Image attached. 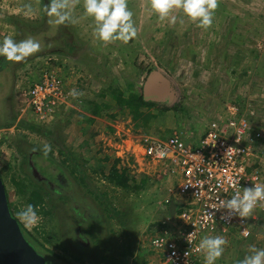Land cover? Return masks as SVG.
<instances>
[{"label":"rangeland","instance_id":"374dc122","mask_svg":"<svg viewBox=\"0 0 264 264\" xmlns=\"http://www.w3.org/2000/svg\"><path fill=\"white\" fill-rule=\"evenodd\" d=\"M84 2L68 0L70 17L58 27L55 17L47 21L49 0H0V45L5 38L39 43L37 51L0 65V83L11 81L7 89L0 84V170L11 207L49 264H163L150 239L168 220L166 199L176 189L164 166L144 155L147 139L196 137L219 116L237 120L246 125L254 166L264 176V0H217L208 27L182 8L161 20L151 0H126L136 35L107 43L95 35ZM46 28L54 36L30 33ZM66 43L75 48L71 54L58 51ZM43 66L78 91L67 90L55 115L38 121L24 111L23 90ZM157 68L177 88L167 111L131 97ZM116 170L129 188L110 180ZM131 174L138 184L145 179L139 191L131 190ZM28 184L45 192L31 226L18 216L28 205L20 188ZM221 237L227 243L215 264H238L250 247L264 249V215L250 237Z\"/></svg>","mask_w":264,"mask_h":264},{"label":"built area","instance_id":"2783aa9c","mask_svg":"<svg viewBox=\"0 0 264 264\" xmlns=\"http://www.w3.org/2000/svg\"><path fill=\"white\" fill-rule=\"evenodd\" d=\"M66 85L58 70L45 67L23 90L24 111L29 110L38 121L52 118L70 94ZM249 139L246 125L241 127L239 121L222 116L208 122L196 137L175 133L164 139H147L144 155L164 166L165 174L174 178L170 189H176L170 193L177 203L175 216L164 220L163 228L150 239L164 264H204L198 246L205 236L252 235V226L264 215V201L247 217L224 206L237 191L264 184L263 174L254 166Z\"/></svg>","mask_w":264,"mask_h":264},{"label":"clouds","instance_id":"9594fccd","mask_svg":"<svg viewBox=\"0 0 264 264\" xmlns=\"http://www.w3.org/2000/svg\"><path fill=\"white\" fill-rule=\"evenodd\" d=\"M151 9L163 20L173 8H182L193 21L199 20V24L208 27L212 23L213 10L217 7V0H151ZM68 0H51L48 15L55 17V23H63L70 17ZM85 14L93 17L96 23L95 35L105 43L120 39L127 42L136 35V29L132 22V12L128 10L126 0H85ZM175 18L173 17V20ZM39 49V43L29 39L16 44L11 38H5L0 45V55L9 60H20ZM264 201V184H255L245 187L243 193L237 191L235 195L224 204L231 212L239 217H247L251 214L258 202ZM19 218L28 226L37 222V212L34 205H27L18 213ZM245 236L248 233H243ZM191 241V236L188 237ZM227 241L221 236H205L201 239L198 250L204 253V264H215L221 257ZM250 254L246 255L238 264H264V249L250 247Z\"/></svg>","mask_w":264,"mask_h":264},{"label":"water","instance_id":"95a60500","mask_svg":"<svg viewBox=\"0 0 264 264\" xmlns=\"http://www.w3.org/2000/svg\"><path fill=\"white\" fill-rule=\"evenodd\" d=\"M6 57L1 56L0 60ZM160 81V83H158ZM147 94H176L175 82L162 69L157 68L144 84ZM171 216L175 215L176 205L172 201ZM0 264H49L44 255L26 238L20 220L13 215L7 187L0 171Z\"/></svg>","mask_w":264,"mask_h":264},{"label":"trees","instance_id":"16d2710c","mask_svg":"<svg viewBox=\"0 0 264 264\" xmlns=\"http://www.w3.org/2000/svg\"><path fill=\"white\" fill-rule=\"evenodd\" d=\"M49 5L51 4V0H49ZM52 20V17H48L47 18V21H51ZM54 22V21H53ZM53 22H52V24H53ZM57 25H58V23H57ZM58 27H59V25H58ZM49 31H51L50 33H51V36H54V34H55V32L53 31V30H47V28L46 29H42V30H31L30 31V33L31 34H34V35H37V36H40V35H46L47 33H49ZM57 31V30H56ZM45 32H47V33H45ZM60 32V31H59ZM58 32V33H59ZM26 33H27V31H26ZM42 33V34H41ZM29 35V34H28ZM28 35H27V37H28ZM62 35H64V34H62ZM65 35L66 36H63V37H68L67 36V34L65 33ZM63 45H65V44H63ZM75 48L74 47H72V44H69V43H66V47H63V48H61L60 50H58L59 52H64V53H66V54H71V53H69V52H71V50H74ZM9 59H5V61L4 62H6V61H8ZM46 66H43V69L45 68ZM42 69V70H43ZM40 72H41V70H40ZM3 82H1L0 84H2ZM11 83V81H7L6 83H3L4 84V87L6 88V87H8L7 86V84L9 85ZM7 89V88H6ZM66 90H68V91H70V92H72L73 94H74V92H76V91H78V90H74V88H73V90L72 89H70V88H66ZM7 93H9V92H7ZM131 97H132V99H133V101L135 100L139 105H143V106H145L144 104H153V105H158V104H156V103H154V102H148V101H146V98H145V96L143 95V92L141 93V94H139V95H136V93H133V94H131ZM119 100L120 101H122V99L121 98H119ZM162 106V105H161ZM165 106V105H164ZM163 107V106H162ZM168 110V106H165V107H163L162 108V110L161 111H167ZM57 112V110L54 112V115H55V113ZM141 112V111H140ZM96 113V112H95ZM12 121H10L9 123H7V125L9 126V125H11V124H13L15 121H16V116L15 117H13V119H11ZM23 124H25V126H28V127H31V128H34V129H38L40 126L38 125V123H32V124H28L27 122H25V123H23ZM23 124L21 123V125L23 126ZM1 171V170H0ZM2 172V171H1ZM116 174V175H115ZM115 174L114 175H111L110 176V180L111 181H113L117 186H120V187H125V188H127L129 185H128V179L126 178V175H124L123 173H119V171L118 170H116L115 171ZM4 180V179H3ZM137 182V180H136V178L134 177V175H132L131 174V190H135V191H139V189H140V187H144V185H145V179H143V180H141V182L138 184V183H136ZM129 188V187H128ZM20 192H21V195H22V197L23 198H25L26 199V203L29 205V204H31V205H34L35 206V210L38 212V209L39 208H43V205H44V203H45V192H44V189H43V187H30V184H28V185H24V186H21V188H20ZM7 193H8V190H7ZM9 196V195H8ZM9 202H10V206H12L11 205V201H10V199H9ZM11 210H12V213H13V215L14 216H16L15 215V213H14V211H13V209H12V207H11ZM117 210V209H116ZM168 214H169V208H168ZM20 225H21V228H22V230L25 232V235H26V237H27V239L32 243H35V244H37L38 242L34 239V237H32V235L30 234V233H28L27 232V230L25 229V227H24V225L22 224V222L20 221ZM162 228H163V225L161 224L160 225ZM32 243V244H33ZM41 243H39L38 245H39V247L40 248H43L44 250H49V249H47L46 247H44L42 244L40 245ZM34 245V244H33ZM131 245H133V244H131ZM49 251H52V250H49ZM53 252V251H52ZM54 254H56L59 258H61L63 261H67V260H65V258L64 257H62V256H60L59 254H57L56 252H53ZM130 253H131V256L134 258V260L136 259L135 258V256H134V253L132 252V250L130 251ZM123 255H126L125 253L123 254ZM135 264H138V261H136L135 262Z\"/></svg>","mask_w":264,"mask_h":264},{"label":"flooded vegetation","instance_id":"af4514ba","mask_svg":"<svg viewBox=\"0 0 264 264\" xmlns=\"http://www.w3.org/2000/svg\"><path fill=\"white\" fill-rule=\"evenodd\" d=\"M5 59H7V58H5ZM5 59L1 60L2 62H0V65H2V64L4 65L5 64V62H4ZM142 92H143V95L145 96L146 99H149V100H151L152 102H154V103H156L158 105H166V104L170 105L175 100V98H177L176 97L177 91H176V94H175L174 97H172L170 94H167L166 96H163L162 94H158V93L147 94L146 91L144 90V88H142Z\"/></svg>","mask_w":264,"mask_h":264},{"label":"crops","instance_id":"0c3cea01","mask_svg":"<svg viewBox=\"0 0 264 264\" xmlns=\"http://www.w3.org/2000/svg\"><path fill=\"white\" fill-rule=\"evenodd\" d=\"M158 83H160V81L158 82ZM143 88H144V86H143ZM162 97V96H161ZM167 202L169 203L168 204V207H169V216L171 215V210H170V206H171V203H172V201H173V198L171 197H168L167 199ZM175 202V201H174ZM175 205H176V209H177V203L175 202ZM175 216V215H174ZM174 216H171V217H174ZM163 264H164V262H163Z\"/></svg>","mask_w":264,"mask_h":264}]
</instances>
